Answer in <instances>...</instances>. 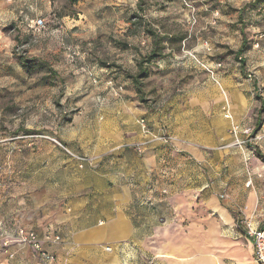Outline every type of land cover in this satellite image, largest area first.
<instances>
[{
	"label": "rangeland",
	"instance_id": "obj_1",
	"mask_svg": "<svg viewBox=\"0 0 264 264\" xmlns=\"http://www.w3.org/2000/svg\"><path fill=\"white\" fill-rule=\"evenodd\" d=\"M37 19L41 31L32 27ZM190 99L197 122L213 127L215 145L203 148L219 185L252 179L246 188L261 200L264 0H0V187L7 175L33 172L49 143L96 162L62 141L65 129L105 122L131 103L169 117ZM245 203L233 214L239 235L263 219ZM11 254L9 264H18ZM137 254V264H157Z\"/></svg>",
	"mask_w": 264,
	"mask_h": 264
},
{
	"label": "crops",
	"instance_id": "obj_2",
	"mask_svg": "<svg viewBox=\"0 0 264 264\" xmlns=\"http://www.w3.org/2000/svg\"><path fill=\"white\" fill-rule=\"evenodd\" d=\"M194 100L169 117L131 103L105 122L62 131L73 151L98 158L94 165L81 168L49 143L33 172L7 175L0 187V263H10L9 252L18 264L34 263L33 248L18 242L24 229L37 234L57 264H137L139 251L157 264H255L253 239L235 232L233 214L246 198V213L259 208L263 217L252 226L264 229V195L247 190L252 179L234 185L225 176L219 185L203 148L215 145L214 130L197 122ZM141 118L168 127L173 146L155 143L139 153L134 145L146 140Z\"/></svg>",
	"mask_w": 264,
	"mask_h": 264
},
{
	"label": "built area",
	"instance_id": "obj_3",
	"mask_svg": "<svg viewBox=\"0 0 264 264\" xmlns=\"http://www.w3.org/2000/svg\"><path fill=\"white\" fill-rule=\"evenodd\" d=\"M32 27L36 31H41L45 27V22L43 19L34 20ZM229 117L230 116H228V118ZM140 126L146 140L142 143H138L135 146L139 153H145L147 149L155 143H159L167 147L173 146L175 139L167 132L165 128H154V126H152L145 118L140 120ZM239 145H242L241 142H239ZM60 146L63 147L62 144H60ZM64 150H66L71 155V157L80 164L81 168L85 167L86 165H93V163H95L93 158L76 154L66 147H64ZM245 160H251V154H245ZM251 183V181L248 182V186H250ZM247 234L253 239L254 263L264 264V229L254 228L251 224H248ZM18 242L29 245L33 248L39 264H57L56 256L43 248L37 234L34 231H26L24 229L20 230ZM10 256L13 255L11 254Z\"/></svg>",
	"mask_w": 264,
	"mask_h": 264
},
{
	"label": "trees",
	"instance_id": "obj_4",
	"mask_svg": "<svg viewBox=\"0 0 264 264\" xmlns=\"http://www.w3.org/2000/svg\"><path fill=\"white\" fill-rule=\"evenodd\" d=\"M71 3H76V2H78V0H69ZM245 48H246V46L245 45H243V48H241L240 49V51H241V53L245 50ZM156 57V54L155 53H153V54H151V55H148V56H145V58H144V60H143V62L144 63H149V62H151L154 58ZM41 65H44L43 63H41ZM49 70H50V72H51V74H53L54 76H57V72L52 68V67H50L49 66ZM137 79V78H136ZM137 81V80H136ZM138 82V81H137ZM139 83V82H138Z\"/></svg>",
	"mask_w": 264,
	"mask_h": 264
},
{
	"label": "bare ground",
	"instance_id": "obj_5",
	"mask_svg": "<svg viewBox=\"0 0 264 264\" xmlns=\"http://www.w3.org/2000/svg\"><path fill=\"white\" fill-rule=\"evenodd\" d=\"M226 94H224V97H225Z\"/></svg>",
	"mask_w": 264,
	"mask_h": 264
}]
</instances>
